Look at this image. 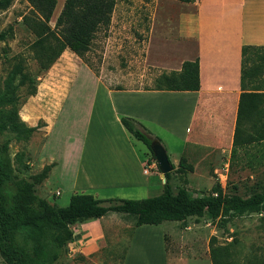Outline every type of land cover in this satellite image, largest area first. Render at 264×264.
Segmentation results:
<instances>
[{
	"label": "rangeland",
	"instance_id": "obj_1",
	"mask_svg": "<svg viewBox=\"0 0 264 264\" xmlns=\"http://www.w3.org/2000/svg\"><path fill=\"white\" fill-rule=\"evenodd\" d=\"M4 1L0 0V3ZM58 2L62 6L64 1ZM189 11V6L179 0H117L109 28L97 34L85 57L88 64L66 50L48 71L41 72L31 50L36 36L24 22L25 18L37 16L36 10L26 0H11L7 9H0V33H7V39L0 41V89L13 59L20 55L26 59L27 70L37 78L35 96L26 98L25 88L19 90L23 99L26 98L19 108L20 118L27 126L38 129L27 142L10 143L9 153L16 176L23 178L37 174L44 165L56 160L59 167L49 181L52 191L50 186L43 184L38 194L51 203L67 205L71 187L67 173L79 163L89 122L92 121V132L88 133L89 153L92 150L97 155L110 154L119 152L125 145L116 127L112 126L111 111L97 107L93 113L94 100L100 88L98 82L112 89L155 88L156 80L163 73L172 72L164 64L176 65L194 54V42L184 36L190 26L186 17L193 13ZM55 24L53 16L49 25L54 28ZM249 89H260L264 93V76L250 84ZM99 101L103 105L105 94ZM258 109L261 111L259 122L264 121V97L258 100ZM158 138L161 141L168 136L160 135ZM232 149L226 156L212 153L207 159L196 161V170L186 176V187L193 195L214 193L218 186L224 194L244 198L264 190V143L239 146L234 154ZM151 160L154 161L153 156ZM186 162L193 166L187 159ZM183 177L174 175L173 185H180ZM164 183L163 178H157L144 190L90 191L86 194L100 199L114 194L120 199L141 200L160 195ZM57 191L61 193L57 195ZM10 192L11 188L8 194ZM225 219L222 222L220 216L213 218L207 214L202 218H189L184 224H161L167 225L169 254L175 238L181 251L190 253V258L203 259L207 253L211 258L210 243L215 238V247L228 246V256L221 257L224 262L264 264V213ZM131 222L129 227L122 228L123 224L118 220L106 221L119 231L107 233L101 241L96 238L90 240L81 224L76 225L73 228L74 239L65 248L58 264H121L133 232L134 223ZM184 225L192 226L187 234L182 232ZM155 229L140 233L131 264L161 263L160 240L152 234L157 231ZM17 244L33 254L32 244L26 242L22 235L17 237ZM191 261L190 264H204L203 260L200 263ZM0 264H6L1 255Z\"/></svg>",
	"mask_w": 264,
	"mask_h": 264
},
{
	"label": "trees",
	"instance_id": "obj_2",
	"mask_svg": "<svg viewBox=\"0 0 264 264\" xmlns=\"http://www.w3.org/2000/svg\"><path fill=\"white\" fill-rule=\"evenodd\" d=\"M26 1L37 13V16L25 18L24 22L36 36L31 50L41 72L48 71L66 50L88 64L85 57L97 34L109 28L117 5V0H65L52 28L49 23L56 8V0ZM179 1L190 3L192 0ZM10 3L11 0H5L0 3V9H7ZM6 39L7 33L1 32L0 41ZM262 76L264 46L244 45L242 94L232 154L239 146L264 143V121L259 122L261 111L258 109V100L264 97V93L260 89H249L250 84ZM22 87L25 88L26 98L37 94V78L27 70L26 59L20 55L13 59L0 89V138H3L0 141V255L6 264H58L65 248L74 239L73 228L76 225L99 220L113 212L134 218L135 227L157 226L165 222L184 224L189 218H202L207 214L213 218L220 216L225 222L228 217L264 213V190L244 198L236 194H224L218 186L214 193L193 195L186 187L187 173L192 172L193 167L187 164L184 157L178 168L173 165V171L165 175L163 192L158 196L141 200H104L91 194L75 193L67 206L51 204L38 194V189L50 177L55 163L45 165L37 174L18 178L9 153L12 141L27 142L38 129L27 126L20 118L19 108L26 99L19 94ZM200 87V64L197 58L195 61H185L179 72L163 73L156 80L154 89L199 91ZM121 123L135 139L147 146L156 161L151 145L153 141L161 142L160 139L151 136L141 123L132 118L123 117ZM176 174L184 175L180 185L172 183ZM10 188L12 192L8 194ZM19 235L32 244V255L17 244ZM215 240L212 238L210 243L213 264H231L221 259L228 256V246L215 247Z\"/></svg>",
	"mask_w": 264,
	"mask_h": 264
},
{
	"label": "crops",
	"instance_id": "obj_3",
	"mask_svg": "<svg viewBox=\"0 0 264 264\" xmlns=\"http://www.w3.org/2000/svg\"><path fill=\"white\" fill-rule=\"evenodd\" d=\"M58 1L56 0L53 14L56 19L65 0H61L64 1L62 6H59ZM185 4L191 10L188 13H193L186 17L190 26L187 27L184 36L194 42V54L181 59L176 65L164 66L170 67V71L179 72L185 61H195L199 58L201 81L199 91L112 89L98 82L100 88L94 100L93 113H96L97 107L111 111L112 126L116 127L125 145L119 152L97 155L91 150L89 153L88 133L92 132L90 121L79 163L72 172L67 173L71 181L70 198L75 193L86 194L90 191L144 190L156 182L157 178H163L161 173L156 172V169L159 170L157 162L154 159L152 162V155L147 146L135 139L121 123L123 117L138 121L153 137L167 135L168 138H162L161 143L176 168L184 157L191 162L194 172L197 167L196 161L207 159L212 153H217L221 157L226 156L231 151L242 94V47L264 46V0H192ZM103 94L105 101L100 105V96ZM49 163H55V166L44 184L50 186L52 191L49 181L59 164L56 160ZM102 197L120 199L114 194ZM68 201L70 202V199ZM114 219L123 224L122 228L129 227L132 224L131 220L135 224V219L126 214L109 213L99 220L86 222L80 226L84 233L90 236V240L96 238L97 241H101L107 233L119 231L116 226L106 223ZM169 223L171 222L164 224ZM134 224L121 264H131V255L137 246L138 236L149 228L153 230L159 228L152 234L160 240V264H190L191 260H194L191 263H200L199 261L203 260L204 264H212L209 253L203 259L190 258V253L182 252L175 238L173 243L171 242L169 254L167 225L135 227ZM191 228L192 226L186 225L182 232L187 234Z\"/></svg>",
	"mask_w": 264,
	"mask_h": 264
},
{
	"label": "water",
	"instance_id": "obj_4",
	"mask_svg": "<svg viewBox=\"0 0 264 264\" xmlns=\"http://www.w3.org/2000/svg\"><path fill=\"white\" fill-rule=\"evenodd\" d=\"M151 151L156 159L160 173L163 179L165 180V175L167 173H171L174 169V166L169 159L167 151L162 145V143L158 141H153L151 145Z\"/></svg>",
	"mask_w": 264,
	"mask_h": 264
},
{
	"label": "built area",
	"instance_id": "obj_5",
	"mask_svg": "<svg viewBox=\"0 0 264 264\" xmlns=\"http://www.w3.org/2000/svg\"><path fill=\"white\" fill-rule=\"evenodd\" d=\"M57 195H59L60 193L58 192V193H56Z\"/></svg>",
	"mask_w": 264,
	"mask_h": 264
}]
</instances>
